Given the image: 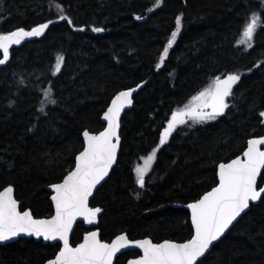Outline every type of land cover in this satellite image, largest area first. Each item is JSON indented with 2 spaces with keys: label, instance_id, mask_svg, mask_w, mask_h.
Wrapping results in <instances>:
<instances>
[{
  "label": "trees",
  "instance_id": "obj_1",
  "mask_svg": "<svg viewBox=\"0 0 264 264\" xmlns=\"http://www.w3.org/2000/svg\"><path fill=\"white\" fill-rule=\"evenodd\" d=\"M57 5L72 25L59 19ZM260 9L259 0H161L159 6L156 0H0V33L52 21L40 37L10 49L0 67V190L12 186L21 211L51 216L46 188L73 168L82 132L102 130L111 99L143 83L121 120L117 163L90 206L102 209L97 229L103 241L122 233L131 240H188L189 217L180 206L216 185L219 163L264 136V29L254 34L253 47L238 43ZM177 16L180 31L157 68ZM58 54L64 61L53 75ZM231 73L241 80L225 114L178 126L140 188L133 168L157 147L172 112L216 76ZM49 88L55 104L43 95ZM87 231L78 223L71 245ZM58 250V244L19 239L0 246V264H44ZM136 256L127 252L115 264ZM199 264H264V202L251 205Z\"/></svg>",
  "mask_w": 264,
  "mask_h": 264
},
{
  "label": "snow or ice",
  "instance_id": "obj_2",
  "mask_svg": "<svg viewBox=\"0 0 264 264\" xmlns=\"http://www.w3.org/2000/svg\"><path fill=\"white\" fill-rule=\"evenodd\" d=\"M161 0H156L159 6ZM261 9L252 12L238 43L253 47L254 34L258 29H264V0H259ZM60 20H66L69 25L73 21L63 14L59 5ZM152 9H149L151 11ZM137 20L142 17L137 16ZM52 21L41 23L25 30L20 27L9 33H0V65L10 60V48L19 45L27 37L41 36ZM181 17L176 18V30L163 49L160 56L161 66L176 40L181 27ZM83 31V29H80ZM104 29L93 27V32H102ZM64 61L63 55H57L53 75L61 70ZM241 80L236 73L216 76L209 87L199 92L192 99L196 103L184 109L174 111L167 120L166 126L160 132L159 143L146 158L143 167L135 168L136 183L140 188L145 186V174L151 162L156 158L157 151L166 144L169 137L177 129V125L185 123V118L202 123L215 120L225 114L229 108L227 102L234 95V86ZM140 87V85H137ZM136 89L129 88L119 92L103 113V120L107 126L98 134L83 132V150L75 157V166L63 177L59 183L49 185L53 195L51 201L55 207V214L49 219H35L30 210L20 211L18 201L13 197V187L7 186L0 191V242L7 241L20 233L43 237L46 241H62L63 246L47 264H113L114 257L122 249H138L136 258L130 259L128 264H199L201 258L209 250V246L217 241L229 226L241 216V213L250 207V202H264V187L259 180H264V136L251 138L242 156L227 163L218 165V183L205 192L199 199L189 203L191 210V238L182 242L165 239L162 242H153L150 238L131 240L127 234L117 235L112 241L105 242L99 238L97 231L87 232L83 242L73 247L69 242V233L74 222L82 217L88 224H94L97 215L102 212L100 207H90L89 197L117 161V151L120 148V117L126 105L132 104V94ZM44 97L48 103L56 101L48 99L51 89L44 90ZM44 101H41L43 104ZM41 112L44 108L39 109ZM264 117V111L259 114ZM259 178V180H258ZM139 197V193L136 194Z\"/></svg>",
  "mask_w": 264,
  "mask_h": 264
},
{
  "label": "water",
  "instance_id": "obj_3",
  "mask_svg": "<svg viewBox=\"0 0 264 264\" xmlns=\"http://www.w3.org/2000/svg\"><path fill=\"white\" fill-rule=\"evenodd\" d=\"M26 30V29H25ZM28 30H30V29H28ZM38 37H40V36H38ZM38 37H27V38H25L24 40H22L21 41V43L19 44V45H12L11 46V48L10 49H12V48H15V47H18V46H21L22 44H24V43H27V42H29L30 40H33V39H36V38H38ZM1 54V57L0 58H2V53H0ZM9 62V61H8ZM8 62L5 64V65H0V67H4V66H6L7 64H8ZM140 85V87H137V86H134V87H132V89H136L134 92H133V94H132V104H130V105H126L125 106V108L122 110V112H121V117H120V124H121V120H122V117H123V115L126 113V112H128L132 107H133V104H134V97H135V95L139 92V90L144 86V84L143 83H141V84H139ZM126 90H128V89H125V90H121V91H126ZM120 91V92H121ZM119 93V92H118ZM117 93V94H118ZM116 94V95H117ZM115 95V96H116ZM114 96V97H115ZM113 97V98H114ZM112 98V99H113ZM112 99H111V101H112ZM111 101L109 102V104H108V106L110 105V103H111ZM107 106V107H108ZM107 107H106V109H105V111L107 110ZM104 111V112H105ZM103 112V113H104ZM100 121H101V123L103 124V129L107 126V122L106 121H104L103 120V114L101 115V118H100ZM103 129L102 130H100V131H103ZM99 131V132H100ZM84 132V131H83ZM83 132H82V141H83ZM99 132H97V133H93V134H98ZM118 132H120V128H119V130H118ZM90 133H92V132H90ZM253 138H257V137H253ZM251 139V138H250ZM120 143H121V140H120ZM246 147H247V143H246ZM246 147H245V149H246ZM262 148H264V146H262ZM244 149V150H245ZM83 150V148L81 149V151ZM243 150V151H244ZM119 151H120V148L118 149V151H117V159H118V155H119ZM243 153V152H242ZM242 153L240 154V155H238V156H242ZM76 157V156H75ZM237 157V156H236ZM235 157V158H236ZM235 158H233V159H235ZM232 160V159H231ZM230 161V160H229ZM228 161V162H229ZM116 163H117V161L113 164V166H112V168L110 169V171H109V176H110V173H111V170L114 168V166L116 165ZM225 163H227V162H225ZM220 164V163H219ZM218 164V165H219ZM218 165H217V167H216V177H217V183H218V176H217V171H218ZM74 166H75V159H74ZM74 166H73V168H74ZM262 172H263V170H262ZM109 176L108 177H105V180L104 181H102L101 182V185H98L97 186V190L107 181V179L109 178ZM62 180H63V178H62ZM61 180V181H62ZM258 180H259V178H258ZM60 181V182H61ZM59 183V182H58ZM261 187H264V184H262V185H260ZM49 192H50V198H49V201H50V204H51V206H52V214H51V216H53L54 214H55V207H54V204H53V202L51 201V196L53 195V192H52V190H51V188L48 186L47 188H46ZM3 190V189H2ZM2 190H0V191H2ZM97 190H94V194H95V192L97 191ZM211 190V189H210ZM209 190V191H210ZM93 194V195H94ZM202 196V195H201ZM200 196V197H201ZM13 197L15 198V196H14V189H13ZM199 197V198H200ZM93 198V196H91V197H89V206H90V201H91V199ZM198 198V199H199ZM16 199V198H15ZM194 202V201H193ZM190 203H192V202H190ZM259 203V201H256V202H250V206L251 205H256V204H258ZM189 204V203H188ZM188 204H185V205H182V206H180V207H182L184 210H186L187 211V213H188V217H189V224H190V227H191V210L187 207V205ZM91 207V206H90ZM177 207V206H176ZM250 208V207H249ZM249 208L248 209H245V211L243 212V213H241V216L240 217H238L237 218V220L236 221H234L233 222V224L232 225H230L229 226V229H227L226 231H225V233L217 240V241H214L213 243H212V245H210L209 246V250L205 253V255L203 256V257H201V258H198V260H199V262L212 250V248H213V246L216 244V243H218L226 234H227V232L237 223V221L249 210ZM18 209L20 210V203L18 202ZM21 211V210H20ZM25 211V210H24ZM102 213V212H101ZM101 213H99L98 215H97V219H96V222L94 223V224H88V223H86L84 220H83V218L82 217H78L77 218V220L74 222V224H73V227H72V231L69 233V242H70V244H71V237H72V234H73V232H74V229H75V227H76V225L78 224V223H80V224H82L83 226H84V228H86V229H90V231H97L98 232V234H99V238H100V232H99V230L97 229V227H98V218H99V216L101 215ZM51 216H49V217H45V218H35L34 216H33V218H35V219H49V218H51ZM191 230H192V233H193V229H192V227H191ZM89 231V232H90ZM122 234H125V233H122ZM85 235V234H84ZM120 235V234H119ZM192 235V234H191ZM84 237V236H83ZM83 237H82V240L79 242V243H82L83 242ZM115 238V237H114ZM113 238V239H114ZM191 238V237H190ZM189 238V239H190ZM19 239H32V240H34V241H36V242H42V244H50V245H55V244H58L59 245V249L63 246V242L62 241H46V240H44V238L43 237H36V236H34V235H29V234H25V233H20L18 236H16V237H13V238H11V239H9V240H7V241H2V242H0V246H5V245H8V244H12V243H14V242H16V241H18ZM142 239H144V238H142ZM136 240H138V239H136ZM112 241V240H111ZM111 241H109V243L111 242ZM106 242V241H105ZM160 242H162V241H160ZM174 242H177V241H174ZM182 242H184V241H182ZM182 242H178V243H182ZM78 243V244H79ZM78 244H76V245H78ZM76 245H74L73 247H75ZM59 251V250H58ZM57 251V252H58ZM121 252L124 254V253H127V252H138L139 254H142V253H140V251L138 250V249H122L121 250ZM120 255H122L121 253H118L117 254V257H114V261H113V264H115V261H116V259L120 256ZM54 258V257H53ZM130 260V259H129ZM128 260V261H129ZM128 261L125 263V264H128ZM44 264H47V262H45Z\"/></svg>",
  "mask_w": 264,
  "mask_h": 264
},
{
  "label": "rangeland",
  "instance_id": "obj_4",
  "mask_svg": "<svg viewBox=\"0 0 264 264\" xmlns=\"http://www.w3.org/2000/svg\"><path fill=\"white\" fill-rule=\"evenodd\" d=\"M242 39V38H241ZM242 44V43H241ZM244 46L246 45V44H243ZM244 49L245 50H247L248 49V47H247V45H246V47H244ZM215 79V78H214ZM214 79H212V81L214 80ZM212 81L206 86V87H204L203 89H201L200 91H198L196 94H195V96L199 93V92H201V91H203L205 88H207V87H209V85L212 83ZM194 97V96H193ZM192 97V98H193ZM190 99V100H188L183 106H181V107H179V108H177L175 111H179V110H181V109H184L186 106H189V105H193V104H195L196 102L195 101H193V99ZM45 102V101H44ZM262 120L264 121V117L262 118ZM208 121H210V120H208ZM204 122H207V121H204ZM204 122H202V123H204ZM195 124H198L197 122H194L193 120H191V119H188V118H185V123L184 124H181V125H177V127L178 126H183V125H189V126H191V125H195ZM147 158V157H146ZM146 158L145 159H143L139 164H136L135 166H134V168H133V173H134V177H135V179H136V174H135V168L137 167V166H140V167H143L144 166V164H145V160H146ZM154 161V160H153ZM153 161L151 162V164H150V166H149V170L151 169V167H152V165H153ZM148 170V171H149ZM148 173V172H147ZM147 173L145 174V176L147 175Z\"/></svg>",
  "mask_w": 264,
  "mask_h": 264
},
{
  "label": "flooded vegetation",
  "instance_id": "obj_5",
  "mask_svg": "<svg viewBox=\"0 0 264 264\" xmlns=\"http://www.w3.org/2000/svg\"><path fill=\"white\" fill-rule=\"evenodd\" d=\"M83 227H84V226H83ZM84 229H86V228H84ZM86 230H88L87 232L90 231V229H86ZM87 232H86V233H87ZM86 233H85V234H86ZM110 241H111V240H110ZM136 253H137V256H138L139 253H138V252H136ZM124 254H125V253H124ZM122 255H123V254H122ZM120 256H121V255H120ZM120 256H119L118 258H120ZM137 256H136V257H137ZM136 257H133V258H136ZM118 258H117L116 260H118ZM133 258H131V259H133ZM126 262H127V260L125 261V263H126ZM115 263H116V261H115Z\"/></svg>",
  "mask_w": 264,
  "mask_h": 264
}]
</instances>
